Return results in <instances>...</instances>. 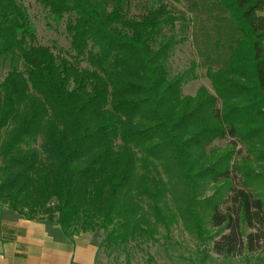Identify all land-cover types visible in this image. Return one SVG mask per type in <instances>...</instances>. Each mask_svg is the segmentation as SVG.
<instances>
[{"label": "trees", "instance_id": "trees-1", "mask_svg": "<svg viewBox=\"0 0 264 264\" xmlns=\"http://www.w3.org/2000/svg\"><path fill=\"white\" fill-rule=\"evenodd\" d=\"M36 1L56 25L65 17L72 61L34 45L20 0H0V63L9 65L0 83V208L44 222L59 241L101 232L98 249L125 251L127 261L132 244L156 242L160 226L167 239L178 217L198 242L189 264H207L211 252L226 261L260 254L263 204L245 183L232 188L224 154L203 147L264 131V0H183L219 33L201 34L213 48V59L202 57L216 96L200 88L194 97L180 95L193 70L168 75L173 36L163 31L175 20L161 0L138 20L125 16L129 0ZM201 181L223 184L202 205L194 189ZM167 195L177 210L166 216L159 204ZM242 224L254 230L244 239Z\"/></svg>", "mask_w": 264, "mask_h": 264}, {"label": "rangeland", "instance_id": "rangeland-1", "mask_svg": "<svg viewBox=\"0 0 264 264\" xmlns=\"http://www.w3.org/2000/svg\"><path fill=\"white\" fill-rule=\"evenodd\" d=\"M20 1L26 8L30 23L33 26L35 37L34 45L49 49V51L56 57L72 61L73 53L70 50L69 39L65 33V17L58 25H56L47 14V11L44 10L36 0ZM152 1L153 0H129L126 5L125 16L129 19H140V17L145 14L146 9ZM159 4L166 7V14L175 20L171 30L170 28H165L163 31L165 37L173 36L171 39L173 45L168 52V60L166 64L169 77H173L187 70H193L194 77L181 85L180 95L182 97H194L200 88H205L209 94L215 95L211 80L205 68L207 63L203 62L202 57L205 55V57L207 56L213 59V48L208 42L204 41L201 34L209 31L210 35L213 36L216 33H219L213 24L208 25L206 23V12H199L196 18L195 15H191L187 12V5L183 0H161L160 2H157V5ZM262 15H264V11ZM78 67L83 69L89 66L85 61H80ZM217 67L220 68L219 61H217ZM218 68H214L215 71ZM8 72V63H0V83L6 77ZM221 103V99L217 98L216 108H220ZM238 127L242 128L241 125ZM39 144L40 138H37L35 143L32 144V147L37 148ZM116 144H118V142ZM203 151L207 156L213 154L215 156H221L224 154V158L227 160L229 167L232 188H243L245 183L253 198L259 199L263 204L262 212L264 215V131L261 130V132L251 138V140L242 139L241 136H236L234 138L230 136L217 138L206 144L203 147ZM138 169V171L141 172L139 167ZM158 171L163 180L166 181L168 177L167 175L165 176V174L163 175V168L158 166ZM152 173L155 174L154 172ZM218 186H223L222 182L213 186L211 181H201L194 188L196 199L200 202L204 201L214 193V190L216 189L215 187ZM226 195V191H224L221 195V200L225 201ZM147 201L148 200L145 199L143 200L142 207L146 209L147 215L145 218L148 221H152L153 218L151 212L148 210V207L146 208L145 206V204L148 203ZM160 201L161 203L159 205L164 209L163 212L166 216L169 212L175 214L177 203L172 196L167 195ZM164 203L166 205H164ZM203 203L204 202H202L201 205ZM226 206L227 204L219 205L223 210ZM166 209H168L169 212ZM196 210L201 214V210H199L198 207H196ZM208 216L209 211H205L203 214L204 229H208L209 227ZM167 231L169 232L167 233L169 235L167 236V239L163 237L166 234V228L160 226L158 233L154 236L156 242L151 244L149 241H141L139 246L132 244L133 251L130 252L131 255L128 261L124 259L125 251L120 250L115 253L108 251V253H106L103 252L102 249H99L98 251V260L103 263L106 262L105 264H189L188 262L193 261V259L196 260L194 257L196 256L195 252L198 249V242L195 235L185 227L182 217L176 218L174 223L169 224ZM253 231L254 230L246 228L243 224L240 226V233L243 235V239L248 233H252ZM218 232H220V229L211 230L213 236ZM96 236L97 238L93 236L91 239L98 245L103 234L98 232ZM217 239L218 238H215V240ZM258 246L262 251L260 255H263V240L259 242ZM210 249V244H204L203 250L208 252ZM214 256L215 255L211 252L210 259L207 260L206 263L243 264L245 261L247 263L258 261L253 256L247 258L248 254L244 251L241 257H236L229 261H223L217 256H215L217 258ZM149 257L151 260L148 259Z\"/></svg>", "mask_w": 264, "mask_h": 264}, {"label": "crops", "instance_id": "crops-1", "mask_svg": "<svg viewBox=\"0 0 264 264\" xmlns=\"http://www.w3.org/2000/svg\"><path fill=\"white\" fill-rule=\"evenodd\" d=\"M91 237L85 234L72 242L59 241L44 222L19 218L0 208V264H105L98 260L99 249ZM250 256L258 261L243 264H264V254Z\"/></svg>", "mask_w": 264, "mask_h": 264}]
</instances>
